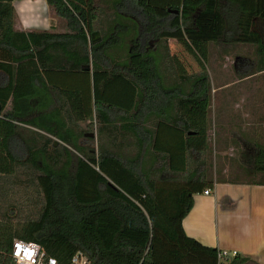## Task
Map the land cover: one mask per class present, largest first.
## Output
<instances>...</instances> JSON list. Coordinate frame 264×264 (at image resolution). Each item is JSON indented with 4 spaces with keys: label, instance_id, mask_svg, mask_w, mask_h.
Returning <instances> with one entry per match:
<instances>
[{
    "label": "trees",
    "instance_id": "trees-1",
    "mask_svg": "<svg viewBox=\"0 0 264 264\" xmlns=\"http://www.w3.org/2000/svg\"><path fill=\"white\" fill-rule=\"evenodd\" d=\"M14 1L0 0V264L15 240L59 264H259L220 261L185 232L194 196L215 187L212 88L169 41L250 45L247 76L263 72L264 0H46L61 34L16 31ZM255 167L264 186V150Z\"/></svg>",
    "mask_w": 264,
    "mask_h": 264
},
{
    "label": "crops",
    "instance_id": "crops-1",
    "mask_svg": "<svg viewBox=\"0 0 264 264\" xmlns=\"http://www.w3.org/2000/svg\"><path fill=\"white\" fill-rule=\"evenodd\" d=\"M13 6L16 31L55 34L67 31L65 21L50 10L46 0H16ZM185 42L192 49L193 45ZM169 44L173 55L177 44L187 46L178 40H170ZM214 45L222 55L223 65L218 69V85L212 90L215 106L213 110L212 105L208 109L201 132L209 134L210 125L218 129L215 143L219 144L217 158L222 162L220 169L216 166L217 177L212 173L208 175V179L215 183L214 190L209 195L200 193L194 196V207L183 225L189 237L205 246L237 252L264 264V186L255 184L252 178H243L256 175L255 166L260 151L264 150V71L247 76L258 61L254 47ZM206 46L209 45L200 47ZM231 60L230 69L226 63ZM0 63L12 62L0 59ZM56 78L51 82L59 85ZM9 82V75L0 69V87ZM10 105L9 102L8 107ZM229 152L235 154L231 158L234 169L225 164ZM209 159L208 154L205 160ZM176 167L185 171L180 157Z\"/></svg>",
    "mask_w": 264,
    "mask_h": 264
},
{
    "label": "rangeland",
    "instance_id": "rangeland-1",
    "mask_svg": "<svg viewBox=\"0 0 264 264\" xmlns=\"http://www.w3.org/2000/svg\"><path fill=\"white\" fill-rule=\"evenodd\" d=\"M182 45V44H181ZM177 44L175 46V60L178 64V68L181 72L185 73H195L198 71H206L209 74L210 77V83L212 90L217 87L218 85V77H219V68L223 65V58L222 55H219V52L214 44H209V46L206 47H192V49L187 45H183V47ZM226 62V61H225ZM228 67L232 66V60L229 61ZM207 68V69H206ZM212 110L215 106V96H212ZM213 114V113H212ZM212 119V118H211ZM207 127V123H206ZM205 127V128H206ZM209 139H210V149H209V157L212 158L213 162V170L210 172L212 173V176L217 177V169H220V163L222 162L220 159L217 158L219 149V144L216 142V136L215 134L218 133V129L214 128V126H209ZM92 147H97V144L90 143ZM227 155H229V159L225 161V164L228 165L230 168L234 169L235 163L234 160H232V157H235V154L232 152H229ZM219 157V156H218ZM217 158V160H216ZM217 164V165H216ZM219 174V173H218ZM219 180H221V176L218 175ZM244 179L250 180L252 176H243ZM253 179V178H252ZM254 180V179H253Z\"/></svg>",
    "mask_w": 264,
    "mask_h": 264
},
{
    "label": "built area",
    "instance_id": "built-area-1",
    "mask_svg": "<svg viewBox=\"0 0 264 264\" xmlns=\"http://www.w3.org/2000/svg\"><path fill=\"white\" fill-rule=\"evenodd\" d=\"M205 194L209 195V191H205ZM237 255V252L222 251L218 257L221 261ZM12 258L13 264H59L57 259L48 257L39 244L21 240L14 241ZM70 264H92V262L84 253L79 252L71 258Z\"/></svg>",
    "mask_w": 264,
    "mask_h": 264
},
{
    "label": "water",
    "instance_id": "water-1",
    "mask_svg": "<svg viewBox=\"0 0 264 264\" xmlns=\"http://www.w3.org/2000/svg\"><path fill=\"white\" fill-rule=\"evenodd\" d=\"M101 41H102V38H101L100 33L99 32H95L93 34V36H92V43H93V45H96V44L100 43ZM88 136L91 137V138H95L96 137V134H90ZM55 145L58 146L59 145V142L57 141Z\"/></svg>",
    "mask_w": 264,
    "mask_h": 264
}]
</instances>
